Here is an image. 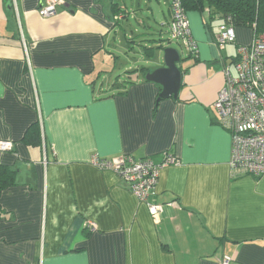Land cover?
<instances>
[{
  "label": "crops",
  "instance_id": "crops-1",
  "mask_svg": "<svg viewBox=\"0 0 264 264\" xmlns=\"http://www.w3.org/2000/svg\"><path fill=\"white\" fill-rule=\"evenodd\" d=\"M42 1L0 0V139L13 144L0 165L14 172L0 190V264H220L222 254L264 264V174L231 175V135L213 106L228 49L251 40L245 27L221 47L222 19L187 11L196 52L182 55L177 98L156 102L160 86L140 67L128 82L97 81L110 72L115 26L130 29L128 48L138 29L168 32V0H64L49 17ZM157 39H142L154 43L141 48L151 70L161 48L144 50ZM31 127L37 144L25 139ZM167 152L178 163L160 170L148 198L162 205L158 219L90 162Z\"/></svg>",
  "mask_w": 264,
  "mask_h": 264
},
{
  "label": "built area",
  "instance_id": "built-area-1",
  "mask_svg": "<svg viewBox=\"0 0 264 264\" xmlns=\"http://www.w3.org/2000/svg\"><path fill=\"white\" fill-rule=\"evenodd\" d=\"M63 4L64 0H43L37 11L40 16L49 17ZM169 8V38L180 40L189 53H195L196 43L181 0H169ZM232 42H235V28L222 22L216 43L223 47ZM233 60L234 68L228 64L222 67L224 85L218 91L213 106L217 121L231 135V175L247 173L259 177L264 174V32L253 33L248 44L238 45ZM12 147L11 141L0 139V150L8 151ZM90 162L124 179L129 191L147 204L151 216L159 218L162 205L148 203V198L155 193L160 170L178 163L174 155L167 152L158 162L148 158L136 159L127 154L115 158L93 155ZM87 226L95 228V223L89 221ZM219 260L220 264H234L228 255L222 254Z\"/></svg>",
  "mask_w": 264,
  "mask_h": 264
},
{
  "label": "trees",
  "instance_id": "trees-1",
  "mask_svg": "<svg viewBox=\"0 0 264 264\" xmlns=\"http://www.w3.org/2000/svg\"><path fill=\"white\" fill-rule=\"evenodd\" d=\"M186 11L195 10L199 13L206 12L208 18L218 17L222 22L229 23L235 27H245L252 29V33L264 32V0H181ZM169 4V0H168ZM170 9V8H169ZM167 38L166 40H169ZM153 40V38H149ZM159 44L155 47H146L144 54L152 57L154 48H163V40L157 39ZM145 74V71L151 70L146 66L138 68ZM138 69L127 72H135ZM144 78V76H143ZM123 82H128L125 79ZM25 139L33 144L39 142V133L32 127L25 134ZM14 172L4 166L0 165V190L13 182Z\"/></svg>",
  "mask_w": 264,
  "mask_h": 264
},
{
  "label": "rangeland",
  "instance_id": "rangeland-1",
  "mask_svg": "<svg viewBox=\"0 0 264 264\" xmlns=\"http://www.w3.org/2000/svg\"><path fill=\"white\" fill-rule=\"evenodd\" d=\"M206 13V12H205ZM207 14V13H206ZM214 24L217 23V20H213ZM130 24L132 25V28L135 27V20L131 19L130 20ZM118 26H115L114 30L115 32H113V36H114V40L111 43L110 46V50L113 53V59L111 61L112 65L110 66L109 70L110 72H107L106 74L102 75L97 83L99 84V82H104V84H108V83H112L116 80V78H120V80H124L126 79L125 76L127 75L126 71L127 70H131L133 68L136 67H140L142 65H149V66H153L154 65V61L147 59V57L143 56L142 52H141V48H142V43L145 44H154L151 41H145L142 39L145 38H162L164 39V47H174L176 48L181 55L186 56L190 51L187 47H185L182 42L178 39H169L166 40L167 38H169V33L168 32H163L161 34H151L150 32H146V29H138L139 33H134L132 36L135 40V42H129V45L131 46V48H128V40L126 39L127 37H130L131 32L130 29H125L127 32L124 33L123 30H121L120 28H117ZM126 27V26H124ZM247 32V37L249 36V39L251 38L250 36H252V29L250 28H244ZM135 34H138L135 37ZM250 42V40H249ZM248 42V43H249ZM247 43V44H248ZM236 49L237 46L233 45V48L228 49V52H230L232 54V57H229V66L234 68V60H231V58H233V56L236 55ZM158 54L161 57V61H163V49L158 51ZM160 62V61H159ZM158 62V63H159Z\"/></svg>",
  "mask_w": 264,
  "mask_h": 264
},
{
  "label": "water",
  "instance_id": "water-1",
  "mask_svg": "<svg viewBox=\"0 0 264 264\" xmlns=\"http://www.w3.org/2000/svg\"><path fill=\"white\" fill-rule=\"evenodd\" d=\"M162 65L145 73L144 79L160 86L156 102L163 98H177L182 80L180 52L174 47H163Z\"/></svg>",
  "mask_w": 264,
  "mask_h": 264
}]
</instances>
